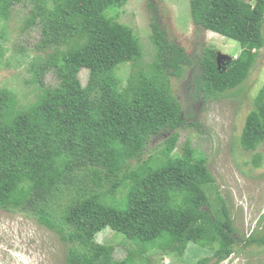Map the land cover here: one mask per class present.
Listing matches in <instances>:
<instances>
[{
    "label": "trees",
    "instance_id": "trees-1",
    "mask_svg": "<svg viewBox=\"0 0 264 264\" xmlns=\"http://www.w3.org/2000/svg\"><path fill=\"white\" fill-rule=\"evenodd\" d=\"M128 2L0 0L2 30L16 6L29 5L25 29L40 34L26 81L36 102L20 108L15 91L0 89V209L27 211L59 235L69 246L66 264H153L154 254L184 257L191 244L208 247L214 264H221L239 244L231 208L204 153L190 141L182 154L175 152L184 120L172 80L192 59L153 23L155 60L138 67V34L109 15ZM190 9L195 25L241 46L237 57L221 64L212 49L200 58L197 95L212 102L237 92L262 50L264 56V0H190ZM4 51L0 45V59ZM19 55L28 58L25 49ZM123 65H131L126 85L119 75ZM83 69L89 72L85 85ZM49 73L57 85L45 83ZM162 133L170 135L157 158L132 166ZM240 143L256 152L253 166H262L257 150L264 144V88ZM263 221L246 246L264 248ZM106 228L134 245L125 259H115L114 245L97 241Z\"/></svg>",
    "mask_w": 264,
    "mask_h": 264
},
{
    "label": "rangeland",
    "instance_id": "rangeland-1",
    "mask_svg": "<svg viewBox=\"0 0 264 264\" xmlns=\"http://www.w3.org/2000/svg\"><path fill=\"white\" fill-rule=\"evenodd\" d=\"M30 8L29 5L16 6L7 22L1 20L2 23L6 22L8 30L4 31L0 27V45L5 48L4 56L0 59V89L15 91L20 108L37 100L33 86L26 83L31 78L27 68L34 56L32 49L40 38L38 29H25ZM109 15L138 34L143 45V58L138 67L146 68L155 60L153 23L160 27L169 41L185 48L192 59L185 74L172 80L173 91L183 107L184 120L177 130L179 138L175 152L182 154L185 144L190 141L193 149L204 153L206 165L231 208L239 244L235 254L221 264H264V248L245 244L246 239L260 227L264 216V144L257 150L263 155V165L256 168L252 162L256 152L245 151L240 143L247 116L254 108V99L264 88L263 50L249 78L237 92L204 102L197 95L196 87L201 74L199 61L204 51L215 50L221 64L240 54L239 43L195 25L190 0H129L124 7ZM23 49L28 58L19 55ZM130 71L131 65L120 68L123 85L127 84L126 78ZM88 73L86 69L80 73L83 85L87 82ZM45 83L55 86L58 81L49 73ZM195 121L199 127L192 125ZM169 135L162 133L153 136L142 160L132 162V166L150 157L157 158ZM106 204L111 206L110 201ZM97 241L114 245V257L118 261L125 259L134 248L124 235L110 228L103 230L97 236ZM68 248L61 242L59 235L40 225L27 211L9 212L0 209V264H66ZM213 252L203 245L191 244L184 257L174 252L154 254L151 258L153 264H196L211 257L209 263L214 264L216 260L212 258ZM138 264L147 263L139 260Z\"/></svg>",
    "mask_w": 264,
    "mask_h": 264
}]
</instances>
